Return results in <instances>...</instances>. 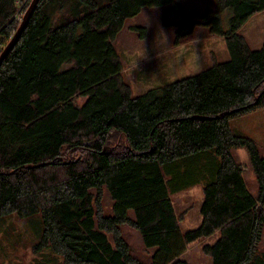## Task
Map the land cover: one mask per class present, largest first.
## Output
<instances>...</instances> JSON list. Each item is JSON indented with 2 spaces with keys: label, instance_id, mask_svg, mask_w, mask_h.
<instances>
[{
  "label": "trees",
  "instance_id": "16d2710c",
  "mask_svg": "<svg viewBox=\"0 0 264 264\" xmlns=\"http://www.w3.org/2000/svg\"><path fill=\"white\" fill-rule=\"evenodd\" d=\"M18 1L0 0V52L21 24ZM210 1L204 13L177 0H40L0 66V220L41 214L37 249L51 247L65 264H140L122 225L154 249L150 264H188L187 245L217 232L204 247L212 264H258L264 156L231 122L264 109V44L254 50L240 32L264 0ZM164 5L162 24L176 29L177 44L206 27L230 58L134 96L114 43L126 20ZM115 134L125 140L120 153L109 147ZM239 148L250 156L256 197ZM77 151L85 156L74 159ZM196 186L202 222L182 233L171 196ZM103 190L113 201L107 216L95 207Z\"/></svg>",
  "mask_w": 264,
  "mask_h": 264
},
{
  "label": "rangeland",
  "instance_id": "374dc122",
  "mask_svg": "<svg viewBox=\"0 0 264 264\" xmlns=\"http://www.w3.org/2000/svg\"><path fill=\"white\" fill-rule=\"evenodd\" d=\"M32 1H18L15 16L17 21H21V17L23 18ZM177 1L187 12L196 10L205 13L214 5V2L210 0ZM169 8L170 6L165 5L164 7L144 8L139 15L126 20L123 31L115 40L114 44L123 64V75L129 82L134 96H142L150 90L195 76L213 66L215 62H225L230 58L225 40L220 37L205 38V34L209 35V29L206 27L199 28L196 35L177 44L176 29L165 28L162 24L163 13ZM259 18L262 19L261 24L264 26V14ZM251 28L252 24L246 28L245 32L250 30V35L254 36V39L250 40L251 45L258 46L260 40H264V30L259 35H254ZM202 31H205V34ZM6 42L8 44L9 41ZM7 44L2 45L5 48ZM76 99L78 106H82L86 101V98L82 97ZM231 126L234 130L253 138L264 156V109L233 120ZM109 147L115 150L114 152L120 153L125 147V140L115 134L111 136ZM233 154L236 162L243 169L247 187L257 195L259 184L247 150L245 148L235 149ZM84 156L85 154L79 151L73 153L74 159H82ZM92 192L97 197L96 191L92 190ZM201 197L202 193L198 187L196 190L185 189L171 196L182 233H185L184 231L188 228L200 227ZM112 203L108 191L103 190L101 208L95 203L97 212L102 211L101 214L104 216L111 214ZM42 219L41 214L29 218H19L16 214H11L1 218L0 264H65L63 256L55 253L51 247L37 249L44 229ZM121 230L124 239L130 245L133 258L140 264H150L154 249H147L144 246L139 231L128 225H122ZM210 237L189 243L180 259L188 264H212V259L206 255L204 247L213 243L216 238L220 237V234L217 232L212 238ZM258 251V264H264V240Z\"/></svg>",
  "mask_w": 264,
  "mask_h": 264
},
{
  "label": "crops",
  "instance_id": "0c3cea01",
  "mask_svg": "<svg viewBox=\"0 0 264 264\" xmlns=\"http://www.w3.org/2000/svg\"><path fill=\"white\" fill-rule=\"evenodd\" d=\"M213 5V4H212ZM211 7V6H210ZM264 14V11L263 12H260V13H257V14H255L254 16H252L247 22H246V24H245V26H243L242 28H241V30H240V32L245 36V38L247 39V41H248V43H249V45H250V47L252 48V49H254V50H257V49H260L262 46H263V44H264V40H260V42H259V44H258V46H252L251 45V42H250V40H252V39H254V36H252V35H250V30L249 31H247V32H245V30H246V28L250 25V24H252V28H251V31H252V33L254 34V35H256V34H258L259 35V33L262 31V30H264V26L261 24L262 23V19L261 18H259L261 15H263ZM203 32V34H205V31H202ZM207 32V31H206ZM209 36V38H211V36H210V34L209 35H206L205 34V38L206 37H208ZM214 39V38H213ZM223 39V38H222ZM198 40V39H197ZM224 40V39H223ZM196 187H198V186H196ZM196 187H192V190H196ZM259 187V186H258ZM199 188V190L201 191V193H202V187H198ZM191 189V188H190ZM258 189V191H259V188H257ZM248 190L250 191V193H251V195H253L254 197H256L257 195H255V194H253L252 192H251V190L248 188ZM258 194V193H257ZM203 193H202V197H201V204H200V207H199V213H200V217H201V220H200V224H201V222H202V215H201V209H202V204H203ZM199 224V225H200ZM199 226H196V228H198ZM196 228H194V229H196ZM194 229H191V228H188V229H186V231H184L185 233H187L188 231H191V230H194ZM214 236V235H213ZM213 236H211L210 238H212ZM209 239V238H208ZM217 239L218 238H216V240L213 242V243H211L210 245H213L216 241H217Z\"/></svg>",
  "mask_w": 264,
  "mask_h": 264
},
{
  "label": "water",
  "instance_id": "95a60500",
  "mask_svg": "<svg viewBox=\"0 0 264 264\" xmlns=\"http://www.w3.org/2000/svg\"><path fill=\"white\" fill-rule=\"evenodd\" d=\"M40 0H33L27 11L24 13L23 19L21 21V24L16 31L15 35L12 37L10 42L7 44V46L4 48L3 52L0 55V66L2 65L3 61L6 59V57L9 55V53L12 51L16 43L21 37V34L25 30L32 14L34 13L36 6L39 4Z\"/></svg>",
  "mask_w": 264,
  "mask_h": 264
},
{
  "label": "built area",
  "instance_id": "2783aa9c",
  "mask_svg": "<svg viewBox=\"0 0 264 264\" xmlns=\"http://www.w3.org/2000/svg\"><path fill=\"white\" fill-rule=\"evenodd\" d=\"M21 20H22V17H21Z\"/></svg>",
  "mask_w": 264,
  "mask_h": 264
}]
</instances>
